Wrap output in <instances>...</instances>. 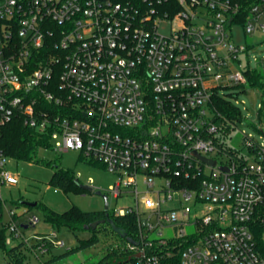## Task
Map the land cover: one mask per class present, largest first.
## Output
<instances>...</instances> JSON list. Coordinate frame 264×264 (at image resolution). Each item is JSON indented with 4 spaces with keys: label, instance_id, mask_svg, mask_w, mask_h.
<instances>
[{
    "label": "built area",
    "instance_id": "obj_1",
    "mask_svg": "<svg viewBox=\"0 0 264 264\" xmlns=\"http://www.w3.org/2000/svg\"><path fill=\"white\" fill-rule=\"evenodd\" d=\"M247 12L242 22L240 0H0L7 246L42 256L65 247L55 230L30 244L24 230L39 219L24 220L3 196L20 182L2 147L17 120L47 134L48 149L117 174L113 198H135L136 208L112 211L139 226L116 264H264V128L261 141L245 135L235 150L221 138L216 105L223 90L248 86L250 47L234 41V27L264 34V0Z\"/></svg>",
    "mask_w": 264,
    "mask_h": 264
},
{
    "label": "rangeland",
    "instance_id": "obj_2",
    "mask_svg": "<svg viewBox=\"0 0 264 264\" xmlns=\"http://www.w3.org/2000/svg\"><path fill=\"white\" fill-rule=\"evenodd\" d=\"M233 37L235 42L249 45L247 59L250 60V66L252 69H261L264 75V34L246 35L242 26H235ZM257 60L260 62L259 65ZM221 95L239 108L242 113V120L234 121L235 127H232L227 134L228 138L223 134H221V138L229 144V147L243 152L245 135L261 141L262 134L259 129L264 128V92L248 85L225 89ZM38 160L39 162L33 163L18 162L9 157L8 170L18 175L20 182L16 187L4 189L3 196L9 202V207L15 209L18 214L27 211L24 220L28 216H36L39 219L40 222L37 226L24 230L30 244L34 243L32 236L35 234H47L55 230L58 232L59 238L65 242V247L53 249L44 256L36 255L30 249H24L25 264H98L114 248L118 251L123 250L126 247V242L121 240L109 225L97 226L96 233L89 229L70 230L66 227L56 230L45 221L43 211L39 207L43 204L57 213H64L74 206L83 212L103 211L105 202L102 196L96 193L100 191L103 195L108 196L110 211L127 207L136 208L135 198L130 195L119 199L109 195L108 190L117 183L118 175L109 172L97 161L90 163L89 159L82 157L77 151L58 153L48 148H41L38 151ZM58 168L69 172L79 184L91 187L93 192L82 193L73 189L63 191L60 188L52 187L51 179ZM22 202L38 203L39 205L32 208L23 205ZM140 211L144 216L149 215V212L146 213L142 206H140ZM194 230V228L187 229L188 233ZM158 232L159 230L156 229L154 232L147 231L146 234L149 235L150 240H158L160 238ZM94 235L98 239L96 245L52 261L53 257L64 255L68 250L77 249L83 241L91 240ZM171 235L172 231L169 229L165 228L162 232L163 238ZM0 264H9L2 250H0Z\"/></svg>",
    "mask_w": 264,
    "mask_h": 264
},
{
    "label": "trees",
    "instance_id": "obj_3",
    "mask_svg": "<svg viewBox=\"0 0 264 264\" xmlns=\"http://www.w3.org/2000/svg\"><path fill=\"white\" fill-rule=\"evenodd\" d=\"M259 1L260 0H240L243 7V16L241 17L242 22H244L245 16L248 14L247 9ZM247 78L249 86L258 88L262 92L264 91V75L261 69H253L249 71L247 73ZM216 105L218 112L222 116L218 119V122L221 125V134L227 135L232 128L231 123L236 120L241 121V110L234 106L230 101L222 98H218L216 100ZM2 147L8 157L18 162L22 161L33 163L39 162L38 151L41 148H49L50 140L47 134H40L35 130L25 127L21 122L16 120L4 128ZM89 162L96 163L93 160H89ZM51 186L60 188L63 191L73 189L82 193L87 192L76 184L74 177H72L69 172L62 170L61 168H58L54 173L51 179ZM38 205L39 204L37 203L36 207ZM39 207L43 211L45 221L56 230L66 227L70 230L89 229L96 233L98 230H92L91 228L94 223L101 220H111L117 228L126 232L127 238H122L119 234L114 232L109 223L106 224L109 225L111 230L125 242H129L127 239H131L134 242L139 233L138 219L136 215L115 217L113 212L110 210L107 212L104 210L98 212H83L76 206L64 213H57L43 204L39 205ZM97 243V236L94 235L91 240L83 241L77 249L68 250L64 255L53 257L52 261H56L75 251L90 248ZM24 249L30 248L24 243H20L13 247L7 246L6 230L0 228V250L4 253V256L9 261V264H25V255L23 253ZM122 255H120V250L118 251L114 248V250L102 258L98 264H116L123 257Z\"/></svg>",
    "mask_w": 264,
    "mask_h": 264
},
{
    "label": "water",
    "instance_id": "obj_4",
    "mask_svg": "<svg viewBox=\"0 0 264 264\" xmlns=\"http://www.w3.org/2000/svg\"><path fill=\"white\" fill-rule=\"evenodd\" d=\"M199 160L203 161L204 163H207L211 166H215L216 165V161L215 160H209L203 156H200L198 154H194ZM224 171H228L227 168H222ZM76 184L83 190L87 191V192H93V189L89 186H84V185H81L79 184L78 181H76ZM98 195L102 196L104 202H105V208H104V211L107 212L109 210V201H108V196L106 195H103L100 191L99 192H96ZM23 205L25 206H28V207H36L37 203H28V202H22ZM106 223H109L111 228L114 230L115 233L119 234L122 238H127V234L125 231H123L122 229L120 228H117L114 223L111 221V220H101V221H98L96 223H94L91 228L92 230H95L97 228V226H100V225H103V224H106ZM145 223V221L143 222ZM25 229H27L28 227L25 226L24 227ZM129 242L131 243H134L131 239H127Z\"/></svg>",
    "mask_w": 264,
    "mask_h": 264
}]
</instances>
